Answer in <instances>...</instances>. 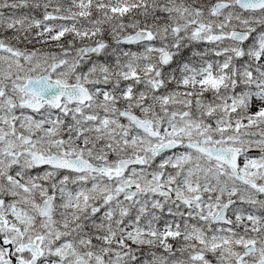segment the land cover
<instances>
[{"label": "snow or ice", "instance_id": "1", "mask_svg": "<svg viewBox=\"0 0 264 264\" xmlns=\"http://www.w3.org/2000/svg\"><path fill=\"white\" fill-rule=\"evenodd\" d=\"M0 264H264V0H0Z\"/></svg>", "mask_w": 264, "mask_h": 264}]
</instances>
